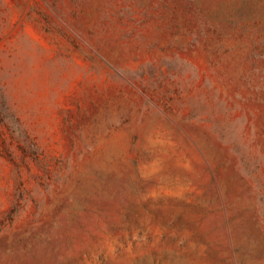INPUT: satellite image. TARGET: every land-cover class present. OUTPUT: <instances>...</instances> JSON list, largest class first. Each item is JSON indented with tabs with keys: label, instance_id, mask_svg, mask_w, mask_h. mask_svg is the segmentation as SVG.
<instances>
[{
	"label": "rangeland",
	"instance_id": "obj_1",
	"mask_svg": "<svg viewBox=\"0 0 264 264\" xmlns=\"http://www.w3.org/2000/svg\"><path fill=\"white\" fill-rule=\"evenodd\" d=\"M0 264H264V0H0Z\"/></svg>",
	"mask_w": 264,
	"mask_h": 264
},
{
	"label": "trees",
	"instance_id": "obj_2",
	"mask_svg": "<svg viewBox=\"0 0 264 264\" xmlns=\"http://www.w3.org/2000/svg\"><path fill=\"white\" fill-rule=\"evenodd\" d=\"M3 116L2 114H0V117Z\"/></svg>",
	"mask_w": 264,
	"mask_h": 264
}]
</instances>
